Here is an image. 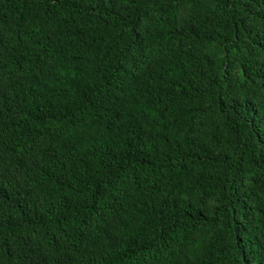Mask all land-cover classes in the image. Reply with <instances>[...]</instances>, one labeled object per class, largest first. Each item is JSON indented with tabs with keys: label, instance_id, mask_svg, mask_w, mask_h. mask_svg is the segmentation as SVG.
Wrapping results in <instances>:
<instances>
[{
	"label": "trees",
	"instance_id": "16d2710c",
	"mask_svg": "<svg viewBox=\"0 0 264 264\" xmlns=\"http://www.w3.org/2000/svg\"><path fill=\"white\" fill-rule=\"evenodd\" d=\"M0 264H264V0H0Z\"/></svg>",
	"mask_w": 264,
	"mask_h": 264
}]
</instances>
